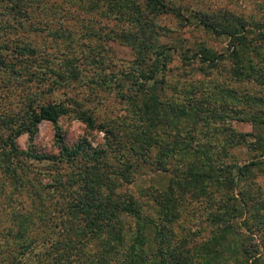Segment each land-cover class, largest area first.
<instances>
[{"label": "trees", "instance_id": "obj_1", "mask_svg": "<svg viewBox=\"0 0 264 264\" xmlns=\"http://www.w3.org/2000/svg\"><path fill=\"white\" fill-rule=\"evenodd\" d=\"M97 1L104 2L107 8L119 15V19L127 21L120 25V33L115 36L135 50L137 67L120 73L131 80L130 87L126 88L130 94L136 98L139 94L143 96L136 107L142 117L155 120L154 124L164 123L170 130L173 128V140L160 141L159 156L170 159L182 155L181 172L172 173L167 185L152 195L160 206L158 219L147 217L142 203L124 188L132 181L127 174L132 168L128 163L130 159L123 157L119 160L122 165L113 166L108 157V148L110 152L119 151L116 148L117 134L111 124L98 123L91 111L75 97L65 101L49 97L57 88L83 80L80 63L72 59L57 66H48L46 71H36L34 80L37 82L47 73L54 76L51 84L44 86L48 98L43 100V88L37 83L35 89L22 87L24 94L19 100L16 115L9 122L0 119V130H6L0 134V160L12 162L20 156L56 158L75 166L65 174L64 180L55 179L59 195L56 192L53 197L58 206L45 213L46 219L43 223L41 221L44 226L42 234L16 250L10 248V244L0 242V264H33L36 260L32 262L34 256H31L35 254L36 243L41 239L46 243L54 238L56 228L62 225L74 232V236L66 241L73 246V250L68 252L70 256H81L76 248L85 245L83 239L104 237L102 250L105 258L85 264H264V191L253 181L257 172L264 173V27L257 29L251 37L248 35L250 26L245 19L227 12L223 13L227 20L221 21L222 18L212 12L199 11L203 27L217 34H228L233 43L230 46H233L228 54L215 55L200 49L194 52V56L198 55L208 69H215L219 62L230 60L232 67L228 72L231 78L236 82L247 80L257 88L237 90L236 93L221 89L217 91L221 98L219 101L195 99L193 104H181L161 98L164 79L157 78V72L166 65L169 53L163 44L158 43V48L154 38L161 32L165 34L167 29H162L154 19H144L147 14L155 17L162 13H175L180 16V10L165 0ZM13 2L11 10L20 14V3L17 0ZM133 9L136 15L130 17L129 11ZM25 47L14 42L11 48H7L15 55ZM2 51L0 49V86L22 85L20 72ZM251 52L254 58L250 57ZM151 56H154L153 60ZM81 59L94 66L93 75L87 77L89 84L109 87L116 80V84L120 83L118 74L114 77L111 72H106L105 56L92 59L83 56ZM239 93L245 97L242 101L236 96ZM68 115L81 120L89 131H103L104 146L93 148L90 153L87 148L90 144L85 138L72 146L67 145L59 120ZM218 117L223 118L221 124L215 120ZM231 118L249 122L251 130L244 132L233 128ZM42 120L53 125L58 155L22 150L16 143L23 133L33 141L37 125ZM223 121L227 128L222 127ZM200 129H206L207 133L201 135ZM238 145L253 150L255 155L242 162L234 158L228 160L231 156L229 148ZM81 155L84 160L80 159L81 164L76 165ZM118 174L120 181L115 177ZM184 198L201 200L205 208L196 223L199 230L193 233L199 241L190 247L184 242L175 248L170 243L174 235L172 226L180 215ZM239 212L246 219L243 224L237 220ZM12 215L16 227L8 230V236L23 238L27 230L36 228L42 213L35 217L31 213L13 210ZM248 221L249 226L246 225ZM148 224L155 227L152 245L148 244L146 234ZM202 226H209L211 235L207 239L202 238ZM51 257L58 262L55 256ZM66 258L55 264H67Z\"/></svg>", "mask_w": 264, "mask_h": 264}, {"label": "rangeland", "instance_id": "obj_2", "mask_svg": "<svg viewBox=\"0 0 264 264\" xmlns=\"http://www.w3.org/2000/svg\"><path fill=\"white\" fill-rule=\"evenodd\" d=\"M165 1L178 8L181 15L162 13L155 17L152 14L144 17L148 21L154 19L162 29H167L165 34L161 32L154 38L157 47L160 48L158 43L163 44L166 46V52L169 53L166 65L160 67L157 72V78L164 79V91L160 92L162 99L178 101L181 104H193L195 99L219 101L221 98L220 94H217L218 90L229 89L236 93L237 90L257 88L247 80L236 82L231 78L228 72L232 67L230 60L219 62L215 69H208L199 60L198 55L194 56V52L203 49L215 55L228 54L233 46H230L233 43L230 42L228 34L223 32L217 34L203 27L199 11L212 12L214 16L222 18L221 21L227 20L223 14L227 12L241 17L250 26L248 35L252 37L257 29L264 27V0ZM17 2L20 3L19 7L22 11L20 14L17 10H11L14 5L13 0H0V49L3 50V55H6L4 57H7L20 72L19 81L22 82V85L14 83L12 87L0 86V119L9 122L16 115L25 87L35 89V85L38 84L44 91L43 100L48 98L45 96L44 86L48 87L54 76L47 73L45 78L37 82L34 80L37 76L36 71H46L48 66H57L67 60L75 59L76 63H80L83 80L57 88L49 97L58 101L75 97L91 111L98 123L111 124L117 134L116 148L119 151L110 152L108 148V157L113 166L122 165L119 160L123 157L130 159L128 163L132 168L127 174L132 181L124 188L142 203L147 217L157 220L160 206L152 199V195L157 194L167 185L173 176L172 173L180 174L184 161L182 155L170 159L159 156L160 141H172L173 128L170 130L164 123L154 124L155 120L144 119L136 108L143 100V96L139 94L136 98L126 89L130 87L131 80L120 72L137 67L136 52L129 45L121 42L116 37V33H120V25L127 21L119 19L116 12H112L103 4L104 2L97 0H17ZM129 14L130 17H134L136 12L133 9ZM14 42L26 46L25 50L16 52L21 53L15 54L16 56L9 49ZM99 55L105 56L106 72L108 74L111 72L114 77L118 74L120 83L116 84V80L109 87H99L87 82V77H91L94 73V66L83 62L81 57L92 59L98 58ZM250 57L254 58L253 52ZM150 58L153 60L154 56ZM207 88H210L209 91ZM236 96L241 101L245 98L240 93ZM222 119L218 117L215 120L221 124ZM230 121V125L239 131L251 130L249 122L235 118H231ZM223 123L222 127L227 128L226 122ZM59 125L69 146L83 138L90 144L87 147L90 153L93 148L104 146L103 131H89L81 120L72 115L61 117ZM4 132L5 129L0 130V134ZM200 133L205 135L207 130L200 129ZM16 143L22 150L28 149L46 155L59 154L54 140V128L48 120L38 123L33 141L23 133L16 139ZM229 151L230 161L234 158L242 162L255 155L253 150L243 145L229 148ZM78 159L76 165L84 160L83 155ZM74 166L69 161H58L56 158L36 159L20 156L12 162L0 160V242L4 241L10 244V248L16 250L20 245H26L34 236L39 237L42 234L44 226L41 221L43 223L46 219L45 213L53 211L58 206L53 197L56 192L59 195L58 190L55 189V179L64 180L65 174ZM115 177L120 181L119 174ZM253 181L264 191V173L257 172ZM204 208L201 200L184 198L180 205V215L172 226L174 235L170 242L171 246L176 248L185 242L190 247L199 241L193 233L199 230L196 223L201 219ZM13 210L25 214L31 213L35 217L42 213L41 220L37 222L39 224L36 228L27 230L23 238L8 236V230L16 227ZM243 218V214L239 212L237 220L243 224L246 220ZM246 225L249 226V221ZM209 230V226L201 227L203 239L211 235ZM154 231V225L148 224L146 234L149 245L154 243ZM255 231L258 233L257 229ZM73 236L72 229L68 230L63 225L57 227L54 238L46 243H43V239L36 243L38 245L35 254L31 256H34L32 262L36 260L33 264L49 262L55 264L57 261L51 255L56 257L57 263L67 257V264H85L90 260L98 262L105 258V252L102 250L104 237L100 236L83 239L85 245L76 248L81 256L75 253L74 256L72 254L70 256L69 250H73V246L66 241ZM36 252H39V256Z\"/></svg>", "mask_w": 264, "mask_h": 264}]
</instances>
